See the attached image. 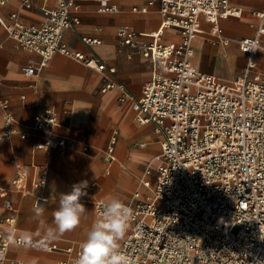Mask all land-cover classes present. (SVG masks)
<instances>
[{
    "label": "built area",
    "instance_id": "1",
    "mask_svg": "<svg viewBox=\"0 0 264 264\" xmlns=\"http://www.w3.org/2000/svg\"><path fill=\"white\" fill-rule=\"evenodd\" d=\"M8 0H0V26L18 46L42 56L41 66L55 53L73 56L99 71L116 72L95 53L89 56L72 52L65 42V33L80 23L78 0H56L54 7L44 9L39 23H25L12 13L9 23L1 14ZM100 12H116L111 0H99ZM160 3L162 26L151 33L150 40L138 38L127 25L118 35L129 45L157 61L162 70L143 85L142 94L133 97L135 117L141 123H152L162 136L161 161L156 168L157 180L153 195L136 190L133 210L120 251L130 264H264V70L258 69L256 56L264 39V10L256 33L237 39L240 49L248 55L244 71L232 81L200 71L193 63V39L203 33L201 22L211 24V34L222 43H229L220 19L239 16L242 10L229 0H151ZM31 7L33 0H22ZM148 5L134 7L146 13ZM180 33L178 41H164L165 29ZM87 45L100 44L101 39L83 36ZM33 74L36 67H25ZM125 85L107 81L103 91ZM1 95V88H0ZM4 127L0 142L15 133L16 117L7 98L1 100ZM58 112L47 108L35 116L34 129L43 133L39 149L57 146L65 155L68 138L57 136ZM26 138V133H20ZM117 133L109 140L106 152L110 161L116 159ZM88 150V145L84 146ZM151 169L147 170V174ZM49 169L43 168L38 181H29L28 168L16 161L11 185L21 193L45 187ZM143 185L151 186L150 179ZM107 201L97 200L100 216ZM11 217L0 219V226L11 224ZM59 249L71 254L56 264H74L80 247L47 246L40 240L19 235L6 236L0 229V262L8 259L9 247ZM13 264H24L17 259Z\"/></svg>",
    "mask_w": 264,
    "mask_h": 264
},
{
    "label": "crops",
    "instance_id": "2",
    "mask_svg": "<svg viewBox=\"0 0 264 264\" xmlns=\"http://www.w3.org/2000/svg\"><path fill=\"white\" fill-rule=\"evenodd\" d=\"M151 0H111L118 5L116 12H100L99 0H78L80 23L65 33V42L72 52L98 55L106 65L115 67L114 74L99 71L78 61L73 56L55 53L41 66L42 56L17 45L0 26V133L4 127L1 100L7 98L17 123L13 135L0 142V219L11 217V224L0 229L6 236L19 235L40 240L47 246L68 247L81 244L92 224L100 218L96 212L97 200L118 198L133 204L136 190L144 198L147 187L143 180L156 185V168L161 161L162 136L154 131L152 123H141L135 117L133 97L142 94L143 85L162 70L161 65L142 52L124 45L118 35L120 26L127 25L138 33V38L150 40L151 33L162 26L160 3L148 5ZM242 10L239 16L221 18L223 32L231 38L222 43L213 38L211 24L201 22L203 33L193 39L192 63L202 72L232 81L244 71L248 55L236 40L253 36L259 18L256 12L264 10V0H229ZM56 0H33L31 7L22 0H8L1 9L2 16L11 23V14L17 13L25 23H39L44 9L54 7ZM148 5L146 13L134 7ZM83 36L101 39L100 44L84 43ZM164 41L180 40L177 29H165ZM258 69L264 70L263 45L256 56ZM33 65L36 71L28 74L25 67ZM125 85L122 91L114 86L103 91L107 81ZM58 112L57 136L65 135L68 145L65 155L57 146L49 150L36 145L43 133L34 129L35 116L44 109ZM117 133L116 159L107 157L111 135ZM20 133H26L22 138ZM88 145V150L84 146ZM16 161L29 171V181H38L45 166L49 169L45 187L19 192L11 185ZM151 173L147 174V170ZM87 180V195L81 197L86 212L81 223L72 231L53 239L46 235L55 228L53 213L58 208L60 193H69L73 184ZM71 254L59 249L28 247L11 244L8 259L0 264H13L21 259L24 264H56L70 259Z\"/></svg>",
    "mask_w": 264,
    "mask_h": 264
},
{
    "label": "clouds",
    "instance_id": "3",
    "mask_svg": "<svg viewBox=\"0 0 264 264\" xmlns=\"http://www.w3.org/2000/svg\"><path fill=\"white\" fill-rule=\"evenodd\" d=\"M88 181L73 184L69 193H60L58 208L53 213L55 228H48L46 235L57 238L72 231L81 223L86 208L81 197L87 195ZM133 210L118 198H110L101 206L97 219L80 245L74 264H130L129 258L120 251L119 242L125 237Z\"/></svg>",
    "mask_w": 264,
    "mask_h": 264
},
{
    "label": "bare ground",
    "instance_id": "4",
    "mask_svg": "<svg viewBox=\"0 0 264 264\" xmlns=\"http://www.w3.org/2000/svg\"><path fill=\"white\" fill-rule=\"evenodd\" d=\"M147 192L150 193L151 195H153V185L151 184V186L147 189Z\"/></svg>",
    "mask_w": 264,
    "mask_h": 264
},
{
    "label": "rangeland",
    "instance_id": "5",
    "mask_svg": "<svg viewBox=\"0 0 264 264\" xmlns=\"http://www.w3.org/2000/svg\"><path fill=\"white\" fill-rule=\"evenodd\" d=\"M81 244H76V249H78L80 247Z\"/></svg>",
    "mask_w": 264,
    "mask_h": 264
}]
</instances>
